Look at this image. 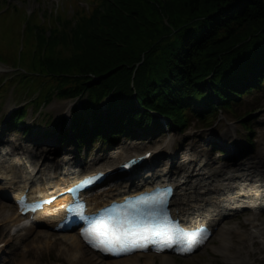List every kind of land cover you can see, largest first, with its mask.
Masks as SVG:
<instances>
[{
  "label": "trees",
  "instance_id": "trees-1",
  "mask_svg": "<svg viewBox=\"0 0 264 264\" xmlns=\"http://www.w3.org/2000/svg\"><path fill=\"white\" fill-rule=\"evenodd\" d=\"M78 1L65 0L42 19L16 5L0 14V61L12 60L22 79L41 84L39 104L86 98L73 110V137L65 120L58 128L65 139L162 130L152 112L169 129L185 130L191 117L211 120L264 88V0ZM25 111L14 114L16 126Z\"/></svg>",
  "mask_w": 264,
  "mask_h": 264
},
{
  "label": "rangeland",
  "instance_id": "rangeland-1",
  "mask_svg": "<svg viewBox=\"0 0 264 264\" xmlns=\"http://www.w3.org/2000/svg\"><path fill=\"white\" fill-rule=\"evenodd\" d=\"M64 1L6 0V3L17 5L23 8L25 12L39 10V13L43 14V11H50L61 6ZM84 1L81 0L80 5L83 4L85 6ZM67 9L66 13L72 12L70 6H67ZM15 22L17 23V21ZM15 30L20 33L19 30H22V24L16 25ZM16 74L23 76L19 70L15 67L13 68L12 60L7 61V64L0 62V80L9 77L6 90L3 89L5 87H1L3 90H0V128H4V134L9 131V137L4 140V134L1 135L0 131V140L8 141L7 143H10L11 146L17 145L19 147V151L12 156H7V159H17V154H25L28 155L26 167L37 165L39 167L43 164V161L51 160L55 156L65 157L66 162L62 163V167L68 168L69 172H74L77 169V165L86 166L94 161H99L100 164L114 162L119 159L118 157L121 153L132 151L137 147H141L142 150H140L142 152L160 148L163 154L156 161V164L160 165L158 167L160 170H157L159 174L171 173L172 170H175L173 175L176 178L185 177L191 173L194 174L193 178L186 184V192L192 193L201 186L216 184L223 179L222 175L228 173L230 175L248 177V180H245L249 185L247 190L250 195L256 193V188H254L253 184L258 183V175L264 172V89L244 95L240 102L233 105L232 110L221 111L211 126L192 117L190 126L183 132H171L167 129L164 133L157 134L156 138L151 137L149 141H143V144L122 140L114 146H107L100 145L97 142L92 144L89 150L79 153L69 143L60 144L58 138L55 140L56 136L49 139L46 137V135L56 129L55 125L63 120V117H70L71 109L76 102L56 96L50 102L36 106L31 101L37 97V94H41V96L44 94L41 84L37 80H33L27 84L21 83L18 85L15 82L17 80ZM22 81L27 82L26 79ZM43 100H45V97H43ZM23 105L27 106V114L24 119V124L26 125H23L22 128L29 126L28 129L35 130L36 132H32V136H35L37 141L34 145L38 144L47 149L41 152L38 151L39 154L37 155L31 156L29 154L30 150H26L33 148L34 145L28 144L23 139L24 132L13 131L9 126L10 121L4 126L9 114ZM77 107L79 110L81 109L80 104H77ZM249 127L250 131H248ZM249 135L251 138H249ZM249 140H252L250 145H248ZM213 142H220L224 149L228 148V144L229 146L232 144L238 148L247 149V151L243 154L244 157L241 161L228 162L219 157L217 150L211 145ZM8 150L9 148H4V151L8 152ZM149 167L151 166L149 165ZM48 169L53 171L54 166L49 163ZM214 170H217L218 173L208 178V173L205 174V172ZM197 172L202 175L199 176L196 174ZM147 174L149 172H146L144 176H147ZM234 184L243 186L244 180H235ZM0 201L11 203L6 198L1 197ZM5 212L10 214L11 210L5 207ZM249 218H256V221L263 226L264 211L248 210L242 212L240 218L227 217L220 224L219 231L216 232L207 248L191 257L178 258L171 256L173 261L170 263L161 261L160 258H154V260L145 258L139 263L126 262L125 264H233L230 255L218 253L216 247L220 245L223 238L221 233L228 226H234V228L238 226L239 231L250 234ZM245 223L248 225H245ZM16 228L10 225L9 232H1L0 230V246L4 249V252L0 253V264H110L111 262V260L108 262L98 260L88 250H86L89 253L86 258L91 260H87L88 263H85V261L80 262L79 254L68 249V244L75 239L76 235H70L68 236L69 239H67L66 236L64 237L65 234L55 233V236L53 238L50 237L46 244L42 239H35V233H29L26 230L22 232L21 236L13 235L16 233ZM234 228L232 227V230ZM31 229L43 228L32 227ZM229 234L231 235L228 246L231 255L234 254L245 258L244 261L246 263L242 264H264V244L260 242V238H255L258 244L254 246L253 251L258 252V258L253 261L249 256L250 251L253 249V241L241 240L239 233L235 231L229 232ZM55 239L57 241H54ZM34 247L37 249H33Z\"/></svg>",
  "mask_w": 264,
  "mask_h": 264
},
{
  "label": "bare ground",
  "instance_id": "bare-ground-1",
  "mask_svg": "<svg viewBox=\"0 0 264 264\" xmlns=\"http://www.w3.org/2000/svg\"><path fill=\"white\" fill-rule=\"evenodd\" d=\"M140 149L134 148V150H132V151H127L125 153H121L120 156H119V161H121L120 163L128 160L130 157H133V156L138 155V151ZM156 152H157L158 155H162V152H160V151H156ZM31 155H33V154L31 153ZM57 164L59 165V162H57ZM116 164L111 163V164L100 165V166H96L95 164H93V166H96V167L90 166L89 169L94 170V171L101 170V169L102 170H109V169L115 168V165ZM11 166H13V165H11ZM1 168H4V167L0 166V176H2L6 180L5 184H7V185L5 187L9 188L8 189V193H10V194H12V187H13V185L16 182L18 183V187H17L18 189H17V191H21V190L22 191H25L26 188H27V186H28V183H30V182L33 183L35 181L40 180V178H41L40 177V174L47 170L46 167L43 168V169H40L35 175H33V173L35 171L32 170L30 172V170H29L30 174L32 175V181H31L30 178H28V176L25 175V171L24 172H19L18 175H16L11 170H9V172H4ZM28 169L29 168H27V170ZM61 174L62 173L59 172V170L56 169L53 172H51L49 178H50V180L51 179H56ZM66 176H68V175L66 174L64 176V178L61 179V181L64 182V183L66 182V180H65V177ZM20 178H21L22 181L21 180L17 181ZM242 178H244V176H242ZM233 179H234V177L229 176V177L226 178V181L227 182H225V183L213 185L212 187H201V188H198L195 191V196L197 198V200L195 201L196 207L192 205V203H193L192 196L187 193V198H184L182 196V194H181V191L178 194V198L176 199V203L175 204L177 206H179L180 208H182L184 213H189L190 210H193V211H195L197 213L200 210H204V209L210 210L213 207H215L216 204L213 203L214 200L210 199V197H209L210 195L225 194L226 193V190L235 189V190H238L241 193H243L245 196H248L249 193H248V191L246 189H243V188H241L239 186L235 187L233 185V183H232ZM245 180H247V179L245 178ZM48 181L49 180L46 178L45 183H42V186L41 187H36L34 189L32 188L29 193L30 194H33V193H35V194H38V193H40V194H47V193H49V192H51V191L54 190L53 191V194H54L55 193V185H54V183L52 184V182L49 183ZM5 187L3 186L2 189H5ZM123 189L124 190L121 189V193L117 194L116 196H118L120 194H124V193L127 192V190L125 188H123ZM112 192H114V190H110L109 191V189H108V191L106 193L103 192L102 194L96 196L94 198V200L95 201L108 200V199L112 198L111 197L112 196ZM258 194L259 193H257L255 195V197L258 198V202H259V196H258ZM210 203H212V204H210ZM189 204H190V206H189ZM208 204H209V206H208ZM5 207H8L12 211L11 214H7L5 212ZM235 211H236V209H235ZM53 216H55V215H53ZM53 216L51 218H49L47 215H43L38 220L41 223H43L45 221L53 222L54 221ZM197 216H199V214ZM22 220H23V218H20L19 216L16 215V213L14 211V207L11 204H8V203H5V202L0 201V230H2L4 232H6V231L8 232L9 231L10 224H12V225L17 224L18 225ZM255 223H256L255 221L252 222V224H255ZM38 226H40V225H38ZM40 227H45L46 229H49V226L47 224L45 226L43 225V226H40ZM21 230L22 229L18 230V232L15 235L16 236H21V234H22ZM25 230L28 231L29 233H31V232L35 233V239L36 238L37 239H42L46 244L48 243V240L51 237V235L49 233L44 232V231H41V230H34V229H31V228H25ZM251 232H252V234H254V236H251L250 237L251 240L255 236L262 237V234H264V230L261 229V228H259V227L257 228L256 226H255V229H252L251 228ZM228 234L229 233H226L225 234L224 232L221 233V236L223 238L221 240L220 245L217 248L218 251H219L218 253L225 252V251H228L229 252V246H228V241H227V238H228L227 235ZM239 236L242 239H246V238L249 237V235L246 234V233H242ZM256 243H257L256 241L253 242L254 245ZM33 249H37V248L34 247ZM68 249L79 254V259L81 258L80 262L81 261H85V263H86L87 260H89V261L91 260V259L86 258V255H88L89 253L82 247L81 243L77 240V238L72 243H70V245H68ZM220 254H222V253H220ZM143 256L144 257H152L153 259L156 257V256H153V254H148V255H140V254H138V255H135L133 257H127V258H123V259H119V260H112L110 262V264H125L126 262H128V263H130V262H134V263L137 262V263H139V262H141L143 260ZM249 256L253 259V261H256L257 258H258V252L257 251L250 252L249 253ZM161 257H162V260L163 261H169V260L170 261H173V259L171 257L166 256L165 254L162 255ZM233 260L236 263H239V264L241 263V261H239L235 256H233ZM166 263H168V262H166ZM32 264H34V263H32Z\"/></svg>",
  "mask_w": 264,
  "mask_h": 264
},
{
  "label": "snow or ice",
  "instance_id": "snow-or-ice-1",
  "mask_svg": "<svg viewBox=\"0 0 264 264\" xmlns=\"http://www.w3.org/2000/svg\"><path fill=\"white\" fill-rule=\"evenodd\" d=\"M150 155V153H149ZM132 166L131 162L128 165ZM96 177H86L80 183L85 185L91 183ZM169 196V188L159 187L151 192H145L135 197L134 201H129L131 207H125L117 214H111V209L104 210L99 218L95 215L88 216L83 212L84 204L69 205V213H79L83 220H90L87 228H82L81 234L89 243H93L89 236L95 237L99 243L93 246L102 250L110 251H129L134 248H146L148 235L158 233L161 228L167 229L169 226L159 222L160 209H162ZM22 211L29 208L35 210V205H27L24 200L19 201ZM115 207V206H114ZM155 220V223L149 224L148 220ZM177 226V233L183 232ZM202 231H206V228ZM190 237L197 236L196 232L189 233ZM196 243H202L198 238L193 239L189 248ZM159 250V249H157Z\"/></svg>",
  "mask_w": 264,
  "mask_h": 264
}]
</instances>
